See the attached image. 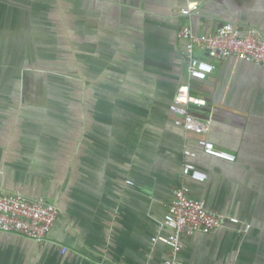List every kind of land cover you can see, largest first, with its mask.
<instances>
[{"label":"crops","instance_id":"0c3cea01","mask_svg":"<svg viewBox=\"0 0 264 264\" xmlns=\"http://www.w3.org/2000/svg\"><path fill=\"white\" fill-rule=\"evenodd\" d=\"M0 0V191L55 204L43 242L0 231V264H159L154 236L184 159L207 173L190 194L239 226L181 235L183 264H264V67L214 62L190 91L205 136L235 155H206L203 134L173 124L189 78L182 22L205 35L222 22L264 33V0ZM188 149L194 156L185 157Z\"/></svg>","mask_w":264,"mask_h":264},{"label":"built area","instance_id":"2783aa9c","mask_svg":"<svg viewBox=\"0 0 264 264\" xmlns=\"http://www.w3.org/2000/svg\"><path fill=\"white\" fill-rule=\"evenodd\" d=\"M199 6V0H184L179 13L182 16H189L196 12ZM177 37L183 43L189 79L178 85L168 106L172 122L184 132L194 131L203 134L204 136L196 139V143L204 154L233 161L235 160L233 153L217 147L205 136L209 122L191 111V106L203 104L204 101L191 93L189 81L205 79L214 70V62L202 56V53L219 58L232 57L264 67V33L254 25L226 21L217 25L208 34L199 35L190 24L182 22L177 30ZM183 154L185 157L195 155L188 149H185ZM206 178V171L187 158L183 160L181 182L172 188L167 214L162 219V224L169 231L165 235L154 236L151 239L161 240L167 247L166 256L159 264H183L179 258L182 234L192 235L196 232L209 234L233 225H237L236 231L241 233L250 226L249 223L239 226L238 217L211 209L201 200L191 196V183L202 182ZM58 214V207L43 198H31L20 191L11 193L0 191V231L16 233L36 242H43Z\"/></svg>","mask_w":264,"mask_h":264}]
</instances>
